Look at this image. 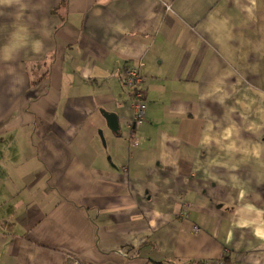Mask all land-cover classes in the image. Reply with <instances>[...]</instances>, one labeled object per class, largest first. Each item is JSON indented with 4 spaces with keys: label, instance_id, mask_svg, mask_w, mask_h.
Wrapping results in <instances>:
<instances>
[{
    "label": "crops",
    "instance_id": "obj_1",
    "mask_svg": "<svg viewBox=\"0 0 264 264\" xmlns=\"http://www.w3.org/2000/svg\"><path fill=\"white\" fill-rule=\"evenodd\" d=\"M225 254L264 264V0H0V264Z\"/></svg>",
    "mask_w": 264,
    "mask_h": 264
},
{
    "label": "built area",
    "instance_id": "obj_2",
    "mask_svg": "<svg viewBox=\"0 0 264 264\" xmlns=\"http://www.w3.org/2000/svg\"><path fill=\"white\" fill-rule=\"evenodd\" d=\"M121 74L122 83L128 90L130 107L134 112V116L130 122L129 143L131 147L137 148L141 143L137 123L146 120L148 110L147 98L143 89L144 76L139 67L130 66L124 67ZM69 259L72 261V264H85L78 258L69 257Z\"/></svg>",
    "mask_w": 264,
    "mask_h": 264
},
{
    "label": "trees",
    "instance_id": "obj_3",
    "mask_svg": "<svg viewBox=\"0 0 264 264\" xmlns=\"http://www.w3.org/2000/svg\"><path fill=\"white\" fill-rule=\"evenodd\" d=\"M221 263L230 264L229 257L226 254L220 257L219 259H217L216 261H199L197 264H221ZM156 264H171V262L165 261L161 263L158 262Z\"/></svg>",
    "mask_w": 264,
    "mask_h": 264
},
{
    "label": "water",
    "instance_id": "obj_4",
    "mask_svg": "<svg viewBox=\"0 0 264 264\" xmlns=\"http://www.w3.org/2000/svg\"><path fill=\"white\" fill-rule=\"evenodd\" d=\"M106 118L108 119V123H109L111 130L114 132H118L120 130V127H119L117 115L116 114H108V115H106Z\"/></svg>",
    "mask_w": 264,
    "mask_h": 264
}]
</instances>
